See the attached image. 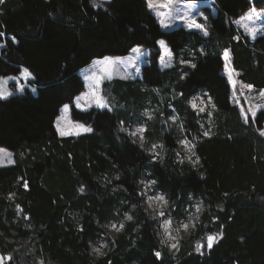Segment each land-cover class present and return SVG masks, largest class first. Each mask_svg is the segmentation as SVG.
<instances>
[{
    "label": "trees",
    "instance_id": "trees-1",
    "mask_svg": "<svg viewBox=\"0 0 264 264\" xmlns=\"http://www.w3.org/2000/svg\"><path fill=\"white\" fill-rule=\"evenodd\" d=\"M210 1L215 15L208 16L207 36L182 27L163 31L146 0L0 3V77L27 69L36 89L0 100V147L14 159L0 167V254L11 257L4 264H264V111L244 122L231 102L221 58L228 50L239 80L252 91L264 89V35L251 41L234 25L252 7L264 10V0ZM159 40L175 60L190 55L196 67L176 61L160 70ZM137 46L152 54L141 80L106 81L102 93L126 107L139 104L147 88L172 85L184 128L199 137L194 166L175 163L170 154L167 161H151L147 149L118 130L124 110L73 107L72 119L92 131L60 136L54 129L60 108L84 90L78 71L95 59L127 56ZM199 90L214 105L208 136L186 106ZM158 128L156 121L145 136L171 144L170 135L157 136ZM143 176L156 181L172 212L189 199L201 204L197 227L174 254L161 245L159 218L150 216L138 193ZM109 223L124 226L108 231ZM207 235L220 238L198 253L196 245L206 244ZM99 240L107 245L102 256L92 252Z\"/></svg>",
    "mask_w": 264,
    "mask_h": 264
},
{
    "label": "rangeland",
    "instance_id": "rangeland-1",
    "mask_svg": "<svg viewBox=\"0 0 264 264\" xmlns=\"http://www.w3.org/2000/svg\"><path fill=\"white\" fill-rule=\"evenodd\" d=\"M179 4H172L170 9H162L163 12L167 13L170 12L171 16H175L176 23L188 28L187 22L194 20L197 24H201L204 26V29L207 31V24H208V16L210 15H215V10L213 6L210 3H197V4H192L189 2H184L183 0H178ZM155 11L162 12L161 9H154ZM153 10V11H154ZM258 13H261V18L258 20H255L254 24H251L248 21H244L243 23H249V26H260L264 24V10H257ZM177 12L180 13V15H177ZM166 16V15H165ZM164 16V17H165ZM207 17V19H205ZM240 18V17H239ZM165 19V18H164ZM239 19H235V21H238ZM166 20H164V23ZM161 23V22H159ZM166 24V23H165ZM167 25V24H166ZM235 27L242 32L243 34L247 35V33L244 31L243 26L241 23L234 22ZM161 29L163 31H168L172 28V24L168 25L167 27L162 26L161 24ZM189 29V28H188ZM197 29L195 27L191 28V30ZM199 33L203 34V31L197 29ZM204 35V34H203ZM264 35V31L260 32L257 34L256 37ZM248 36V35H247ZM249 37V36H248ZM9 39L12 40V36H9ZM249 39L252 41L251 37ZM13 41V40H12ZM4 46L3 43H0V49ZM139 48V46L135 47ZM158 50H159V56L157 61V66L159 67L160 70H166L170 69L176 64L179 63L180 66L185 67V66H190L193 64L192 59L187 57V59L182 58L181 56L179 57L178 60H175L174 53H172V58L170 65L165 67L164 64L168 63V57L165 56L164 62H161V56L163 55V50L160 48L158 44ZM140 52H130L128 57H110L112 58V63H102L104 58L102 59H95L92 60L87 66L81 68L78 72V76L82 79L84 83V90L78 94L75 97L74 105L73 101L71 104H66L67 110H65V105L63 109L61 110L60 114L54 121V129L57 130V126L59 128L66 132L67 135L65 136H75V135H81L83 133H89V132H84L80 129H78L76 126L78 124H83L78 121H74L71 117V110L74 107L76 110L80 111H87L91 108L99 109V110H106L109 112H115L120 110L119 112L121 113L122 110H124L125 117H121V120L118 122V130L120 132H123L127 135H129L130 132L136 131L138 127L143 126L145 131L142 134H137L136 137L130 136L136 143L141 145L144 149H147L149 154L152 156V160L154 162H163L167 161L164 160L167 155L170 154L171 160H173L175 163H190L191 165H196L197 164V159H195V151L194 148L191 147V145H196V143L199 140L198 134L194 132L192 129H185L184 128V120L183 117L180 116L179 111L177 109L176 101L179 99V94L175 91V89L172 87V85H169V89L166 88H158V87H151L147 88V94L142 98L141 104H130L126 107H122L120 105H115L110 103L107 98L104 96L102 93V89L104 86V83L106 81H111L113 79H121V80H141L142 78V69L143 66L149 64V60H151L152 54L149 49H143L139 48ZM226 51V50H225ZM224 51V52H225ZM228 51V50H227ZM229 53V51H228ZM224 66H223V75L226 77L228 80V83L231 88V94L232 95V100L231 102L238 108L241 114V108L245 110H255L256 115L259 111L263 110L264 107L257 109V105H262L264 106V97L260 96V91H256L257 93L254 94L252 97V89L249 90L244 83H242L239 78H238V72L235 70H232L231 66V58H230V53H229V61H226L224 58V53L222 55ZM181 61H186L185 63H182ZM227 65V67H226ZM23 69V68H22ZM21 69V71H22ZM21 71L20 74L15 76H5V77H0V81H4L3 83H0V90H7L8 92L11 93L10 96L17 94L23 93L25 89H28V91H31L34 93L36 90L35 87L31 83V78L30 76L25 79L21 76ZM229 73H231L232 76V81L229 80ZM183 72L180 71L179 76L183 77ZM101 78L102 82L99 85V87H96V79ZM233 82L236 85V90L235 92L233 91ZM167 84H169V81H167ZM17 88H22V91H17ZM165 89V90H163ZM93 91L96 92L97 95L102 97L108 104L107 108H100L96 106L94 102V97L92 95ZM264 91V90H263ZM8 96V97H10ZM80 97L79 101L77 98ZM199 98V99H196ZM209 96L202 91L199 90L194 96H192L187 102L186 106L189 110H193L194 113L197 116V121L199 122V129H200V134H203L204 132H208L206 129V123L208 122L207 120L208 117H210V113L212 112V108H214V105L210 99L211 102H209ZM2 100V99H0ZM195 103L197 106L196 108L192 107V103ZM204 108L205 110L201 112L199 109ZM111 109V110H109ZM122 112V113H123ZM145 112H148L151 114V119H149L146 115H144ZM249 116H251V113L249 112ZM171 117L175 118V122L171 119ZM252 117V116H251ZM256 117V116H255ZM252 117V118H255ZM243 119V118H242ZM159 123V128L160 129V135L157 134V136H161L164 134H168L171 136L172 141L171 144H165L161 138H155L152 140L146 135V130L152 127V124H155V122ZM85 127H90L86 126L83 124ZM181 126H183L184 131H181ZM121 128L124 130L122 131ZM264 129V126H263ZM209 133V132H208ZM143 136V140L140 139V136ZM153 135V133H152ZM151 137V135H149ZM208 136V135H207ZM187 139L188 141L191 142L189 147H185L183 144H181L179 141ZM153 145L156 147L153 148ZM0 149H5L0 147ZM7 152L11 153L8 149H5ZM194 153V154H193ZM155 157V159L153 158ZM168 159V158H167ZM12 160L13 159V154H12ZM13 163L9 164L7 157L4 156L3 153H0V167L4 166H9L12 165ZM143 181L144 183H141ZM150 181L149 178L146 176H143L140 181H139V195L143 197L146 206L148 208V212L151 217H157L159 218V225H158V236L160 240L163 238L164 234V229L161 227L164 224V221L171 218L173 220V228L179 227V224L181 221L190 223V228L189 232L185 233L181 231L180 233H176L175 231L172 232V235L178 236V239L180 240L181 238H184L187 236V234L190 233V231L193 229L191 228V223H196L200 214V211H196V206L199 205L201 208V204L199 200L196 199H189V202L181 209L180 212H172L173 207L170 205V203L167 201V204H164L162 201L158 200H152L148 201L147 197L152 196V195H163L160 191L155 189V186L151 185L150 190L145 188V185L148 184ZM147 192V195H141L142 192ZM164 196V195H163ZM166 199V198H165ZM167 200V199H166ZM151 204V207L149 208L148 205ZM163 211L165 213L164 217H160L157 215L158 212ZM115 223H109L106 226V229L108 231H113L110 226ZM118 227V226H117ZM104 244L102 240H99L97 244H94L93 247H99L100 244ZM168 248L167 246H165ZM168 250L174 254L176 251L175 250ZM0 258H7L6 256H3L0 254ZM8 259H4L3 264L7 261Z\"/></svg>",
    "mask_w": 264,
    "mask_h": 264
},
{
    "label": "snow or ice",
    "instance_id": "snow-or-ice-1",
    "mask_svg": "<svg viewBox=\"0 0 264 264\" xmlns=\"http://www.w3.org/2000/svg\"><path fill=\"white\" fill-rule=\"evenodd\" d=\"M4 0H0V3H3ZM147 2V6L149 8V10H154V9H170L171 5L173 2H178V0H146ZM96 5L93 4V7H95ZM157 15L158 16H165L167 15L169 19H171V14L170 12H157ZM258 20L261 18V13H258L255 9V7H252L250 8L247 12H245L240 18L238 21H234V22H237V23H241V25L243 26L244 28V31L247 33V35L249 37H251L252 39H255L257 34L264 31V24L256 27V26H249V23H243L244 21H248L250 22L251 24H254L255 23V20ZM205 19H207V17H205ZM161 24L162 26L164 27H167L168 25H166L164 23V20L162 19L161 21ZM187 26L189 29L195 27L201 31H203V34L205 36L208 35V32L204 29V26L201 25V24H197L194 20H191L189 22H187ZM3 33H0V36H2ZM234 39H239V37H234ZM12 40L13 42L15 43L16 40H15V37L13 36L12 37ZM157 43L159 44L160 48L163 50V55L161 56V62L163 63L164 62V58L165 56L168 57V63H165L164 66L167 67L170 65V62H171V58H172V51L167 47L166 43L164 40H159L157 41ZM133 52H140V49L139 48H133L132 49ZM203 54V53H202ZM224 58L226 61H229V53L228 51L226 50L224 52ZM182 63H185L186 61H181ZM102 63H112V58L110 57H104V60L102 61ZM192 68H195L196 65L195 64H191L190 65ZM227 67V65H226ZM185 75H187V73H185ZM21 76L25 79H27L29 76H30V73L28 72L27 69H22L21 71ZM183 79V77H181ZM229 80L232 81V76H231V73H229ZM4 81H0V83H3ZM102 82V79L101 78H97L96 79V87L98 88L99 85L101 84ZM245 87H247L249 90H251L253 88V85L251 84H248L246 85ZM236 90V85L235 83L233 82V91L235 92ZM17 91H22V88H17ZM11 93L8 92L7 90H0V99H7L8 96H10ZM93 97H94V102L96 104V106L100 107V108H107L108 107V104L107 102L102 98L100 97L99 95L96 94L95 91H93L92 93ZM260 96L261 97H264V91H261L260 92ZM80 97L77 98V100L79 101ZM196 99H199V98H196ZM209 102L210 101V98H209ZM196 104L193 102L192 103V107L193 108H196ZM67 105H65V110H67ZM257 109H260L264 106L262 105H257L256 106ZM111 110V109H109ZM201 112H203L205 109L204 108H200L199 109ZM249 112L251 113V116L252 117H255L256 116V111L255 110H252V109H249V110H245L243 108H241V117L243 118L244 122L245 123H249L250 122V119H249ZM262 114H264V112H262ZM144 115H146L149 119H151V114L148 113V112H145ZM171 119L173 120V122H175V118L174 117H171ZM252 123H255V120H252L251 121ZM78 129L84 131V132H91L92 131V128L91 127H85L83 124H78L76 126ZM121 130L123 131L124 129L121 128ZM181 131H184L183 129V126H181ZM57 131L60 132V135L61 136H64V135H67L66 132L62 131L59 126H57ZM145 131L144 127L141 126V127H138L136 129V131L134 132H130L129 135L132 136V137H136L137 134H142L143 132ZM203 135L207 136L209 135L208 132H204ZM260 135L261 136H264V129L260 130ZM140 139L143 140V136L141 135L140 136ZM181 144H183L185 147H189V145L191 144L190 141H188L187 139L185 140H181L179 141ZM156 146L153 145V148H155ZM191 147L194 148V145H191ZM0 153H3L5 157H7V160H8V163L11 164V163H14V161L12 160V154L7 152L5 149H0ZM194 154V153H193ZM155 159V157H153ZM24 183V187L27 188L28 185H27V182H23ZM141 183H144L143 181H141ZM156 183V181H150L148 184L145 185V188L146 189H149L151 188V185H154ZM80 191H84V188L81 187ZM14 194L10 193L9 194V199L12 198ZM141 195H147V192H142ZM148 201H152V200H158V201H162L164 204H167V200L165 199V197L163 195H152V196H148L147 197ZM19 207V206H17ZM148 207L150 208L151 207V204L148 205ZM196 211L199 212L200 211V207L199 205L196 206ZM158 216L160 217H164L165 213L163 211H160L157 213ZM27 218V217H25ZM126 219L128 220H131L132 217L131 216H127L126 214ZM173 225V220L171 218L167 219L164 221V224L161 226L163 229H164V234H163V238L160 240V243L161 245H164V246H167L170 250H175V251H178L179 250V239H178V236H174L172 235V232L175 231L176 233H180L181 231L187 233L189 232V228H190V223H186V222H183L181 221L180 224H179V227L177 228H173L172 227ZM123 224H121L119 227H117V225L115 224H112L110 227L116 231H119L121 228H123ZM197 227L196 223H191V228H195ZM220 238L219 235H207L204 239L206 240V244H200L198 243L196 245V251L198 253L201 252V249L203 247H206L208 249H211L214 245V243ZM105 247H107L106 244H100L99 247H93L92 248V252L95 253L97 256H102L104 255V252L102 251V249H104ZM154 255L157 257V258H160L161 257V253L159 251L155 252ZM4 259H11V257H7V258H0V264H3L4 262ZM38 264H43V261H39Z\"/></svg>",
    "mask_w": 264,
    "mask_h": 264
},
{
    "label": "crops",
    "instance_id": "crops-1",
    "mask_svg": "<svg viewBox=\"0 0 264 264\" xmlns=\"http://www.w3.org/2000/svg\"><path fill=\"white\" fill-rule=\"evenodd\" d=\"M184 2H186L185 0H183ZM206 1H209V0H206ZM189 3H192V4H197V3H202L201 1H188ZM172 4H179L180 5V2L179 3H175V2H173ZM159 9V8H158ZM152 13H153V15L155 16V18H156V20H157V23H159L162 19L163 20H166V24L167 25H171L172 24V28H174V27H178V26H181V25H179V24H177V23H179V22H177L176 23V21H175V19H176V17L175 16H171V19H169L168 18V16L166 15L165 17L164 16H158L157 15V12L158 11H153V10H150ZM161 11L163 12V10L161 9ZM177 15L179 16L180 15V13H178L177 12ZM165 18V19H164ZM159 25L161 26V23H159ZM188 29V28H187ZM191 30V29H190ZM194 31H197V29H193ZM197 32H199V31H197ZM9 36L10 35H8L7 37L9 38ZM135 48V47H134ZM133 49V48H132ZM131 52H132V50H131ZM129 55V54H128ZM128 55H127V57H128ZM79 72V71H78ZM246 85V84H245ZM257 92L256 91H252V97L254 96V94H256ZM230 99L232 100V95H231V97H230ZM75 101V100H74ZM74 101H73V105H74ZM64 107V106H63ZM63 107H61V109H60V111H59V114H60V112H61V110L63 109ZM58 114V115H59ZM263 129V128H262ZM261 129V130H262ZM57 131V130H56ZM260 132V131H259ZM57 133H58V135H60V132L59 131H57ZM61 136V135H60ZM65 136V135H64ZM264 137V136H263Z\"/></svg>",
    "mask_w": 264,
    "mask_h": 264
},
{
    "label": "bare ground",
    "instance_id": "bare-ground-1",
    "mask_svg": "<svg viewBox=\"0 0 264 264\" xmlns=\"http://www.w3.org/2000/svg\"><path fill=\"white\" fill-rule=\"evenodd\" d=\"M210 1V0H209Z\"/></svg>",
    "mask_w": 264,
    "mask_h": 264
}]
</instances>
